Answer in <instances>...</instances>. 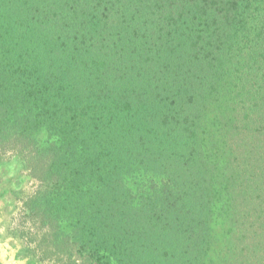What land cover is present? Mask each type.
<instances>
[{
    "label": "trees",
    "instance_id": "trees-1",
    "mask_svg": "<svg viewBox=\"0 0 264 264\" xmlns=\"http://www.w3.org/2000/svg\"><path fill=\"white\" fill-rule=\"evenodd\" d=\"M11 163L25 264H264V0H0Z\"/></svg>",
    "mask_w": 264,
    "mask_h": 264
},
{
    "label": "rangeland",
    "instance_id": "rangeland-1",
    "mask_svg": "<svg viewBox=\"0 0 264 264\" xmlns=\"http://www.w3.org/2000/svg\"><path fill=\"white\" fill-rule=\"evenodd\" d=\"M24 174L21 167L15 163L0 168V226L4 229L6 238H9L6 226L20 207L22 196L36 188V183Z\"/></svg>",
    "mask_w": 264,
    "mask_h": 264
},
{
    "label": "crops",
    "instance_id": "crops-1",
    "mask_svg": "<svg viewBox=\"0 0 264 264\" xmlns=\"http://www.w3.org/2000/svg\"><path fill=\"white\" fill-rule=\"evenodd\" d=\"M10 238L4 235V229L0 226V263L7 264H25L24 261H19L16 258V250L13 248Z\"/></svg>",
    "mask_w": 264,
    "mask_h": 264
}]
</instances>
